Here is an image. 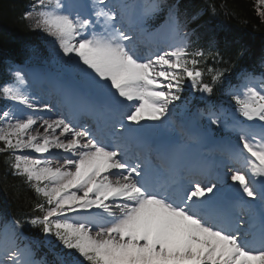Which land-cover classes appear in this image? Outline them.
Masks as SVG:
<instances>
[{"label":"snow or ice","instance_id":"1","mask_svg":"<svg viewBox=\"0 0 264 264\" xmlns=\"http://www.w3.org/2000/svg\"><path fill=\"white\" fill-rule=\"evenodd\" d=\"M255 7L264 21V0ZM165 8L163 24L150 27ZM23 19L52 38L57 71L48 79L61 99L39 103L19 67L0 86V98L13 102L0 111V154L38 200L33 215L0 224V264H47L30 243L21 246L26 224L62 246L59 264H264V74L241 73L224 92L229 106L209 104L199 112L207 128L192 132L172 119L176 102L186 89L212 95L228 69L207 66L227 61L215 41L195 46L178 7L34 0ZM54 110L55 118L41 114ZM146 122L175 138L153 146L156 129ZM215 130L235 139L216 140ZM205 139L226 171L195 163L181 175L187 142ZM226 179L230 198L219 195Z\"/></svg>","mask_w":264,"mask_h":264},{"label":"trees","instance_id":"2","mask_svg":"<svg viewBox=\"0 0 264 264\" xmlns=\"http://www.w3.org/2000/svg\"><path fill=\"white\" fill-rule=\"evenodd\" d=\"M33 2L0 0V86L10 78V63L27 62V58L35 54L43 58L50 54L49 38L39 30H31L29 22L23 19ZM210 5L215 6V15ZM195 12L202 15L193 26L203 21L195 28V40L207 43V48L215 41V50L224 56L229 68L239 66L249 57L252 63L258 60L264 47V21L257 15L255 0H182L180 14L183 17ZM2 102L0 98V105ZM36 202V193L23 178L12 175L8 154H0V210L20 219L33 215L31 210ZM26 227L28 234L38 230L31 225L26 224Z\"/></svg>","mask_w":264,"mask_h":264},{"label":"rangeland","instance_id":"3","mask_svg":"<svg viewBox=\"0 0 264 264\" xmlns=\"http://www.w3.org/2000/svg\"><path fill=\"white\" fill-rule=\"evenodd\" d=\"M46 72H47L48 74H51V73H52L50 70H46ZM32 94L36 97L37 100L40 98L39 95H37V94H35V93H32ZM17 108H18V109H19V108H22V106L17 105ZM18 115H21V116H22V115H23V112H19Z\"/></svg>","mask_w":264,"mask_h":264},{"label":"bare ground","instance_id":"4","mask_svg":"<svg viewBox=\"0 0 264 264\" xmlns=\"http://www.w3.org/2000/svg\"><path fill=\"white\" fill-rule=\"evenodd\" d=\"M49 115H52V117H53V118H55L54 114H52V113H49Z\"/></svg>","mask_w":264,"mask_h":264}]
</instances>
